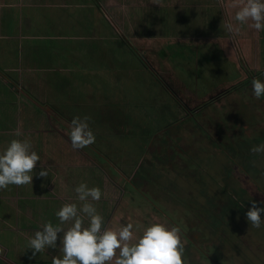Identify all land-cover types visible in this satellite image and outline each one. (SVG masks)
Returning a JSON list of instances; mask_svg holds the SVG:
<instances>
[{"label": "rangeland", "instance_id": "374dc122", "mask_svg": "<svg viewBox=\"0 0 264 264\" xmlns=\"http://www.w3.org/2000/svg\"><path fill=\"white\" fill-rule=\"evenodd\" d=\"M197 1L67 0L57 9L56 0H0V41L15 38L17 58L6 63L9 78L0 74V109L18 114L0 122V154L28 140L64 163L74 117H90L96 137L71 147L66 187L54 178L59 168L44 178L36 165L32 184L3 189L6 234L48 222L70 228L56 213L65 203L82 207L74 189L85 183L100 188L92 203L113 230L179 226L188 264H264V223L253 228L246 218L252 201H264V153L251 152L264 144V96L252 90L254 78L264 81V31L251 21L232 27L216 0H201L200 11ZM61 13L72 21L57 22ZM242 38L247 57L235 42ZM228 41L233 57L220 48ZM25 68L34 73L23 72V89L12 80ZM24 246L26 264L63 258L51 250L29 262Z\"/></svg>", "mask_w": 264, "mask_h": 264}, {"label": "clouds", "instance_id": "9594fccd", "mask_svg": "<svg viewBox=\"0 0 264 264\" xmlns=\"http://www.w3.org/2000/svg\"><path fill=\"white\" fill-rule=\"evenodd\" d=\"M235 20L241 24L251 21L250 27L257 32L264 31V0L242 2L235 13ZM252 90L254 97L260 99L264 96V81L254 78ZM89 120L88 116L72 119L70 140L74 150L95 143L96 137L89 127ZM251 152L264 153V144L253 146ZM39 160L40 156L32 150L30 141L13 139L3 154H0V189L9 185L32 184L33 170ZM38 175L46 178L47 169L42 166ZM74 191L82 202V207L78 208L76 203H65L56 213L61 224L72 221L71 227L65 231L60 226H53L51 222L46 223L43 229L37 231L34 238L29 240L33 256L46 248H54L59 239L63 245V258L53 257L52 264H107L113 260L115 264H188L184 258L187 241L183 238L179 226L169 227L163 223H154L143 228L140 224L134 226L128 223L118 230H113L106 226L103 216L97 213L92 203L100 201V188H89L87 184L81 183ZM261 204H264V201H252L251 208L246 212L247 221L253 228H260L264 223V219H261L264 207L260 206ZM85 217L88 218L87 227L84 226ZM141 228L142 235L137 236L136 233L140 232ZM3 252L4 249L0 248V254Z\"/></svg>", "mask_w": 264, "mask_h": 264}, {"label": "crops", "instance_id": "0c3cea01", "mask_svg": "<svg viewBox=\"0 0 264 264\" xmlns=\"http://www.w3.org/2000/svg\"><path fill=\"white\" fill-rule=\"evenodd\" d=\"M66 1L67 0H56V4L53 7L57 8V9H66L68 6H70V4H72L71 1H70V4H68ZM216 2L219 3V6H217L216 3H214L213 6H215V7H213V8L216 11H218V12L220 10L221 11L224 10L229 25L232 26V27L237 26L236 25V20H235V13L239 10V7L242 5V2H246V0H216ZM200 3H201V0H199V1H197V2H195L193 4V5L198 6V11H200V9H201L200 8L201 7ZM1 9L2 8L0 7V14L2 13ZM64 15L65 14L61 13L58 16L57 22H62V21H66V20L72 21V18H69L67 15H65V16ZM63 16H64V18H62ZM2 20H3V14L0 15V24L2 23ZM79 23L82 24L83 22L80 21V20H77L76 24L80 25ZM236 35H238V34H236ZM0 37H3V36H0ZM4 39H5L4 41H0V74L2 73L4 75H6V77L9 78L8 74L9 73H14L15 71H14L13 68L10 69L9 66H6L7 65L6 63H7V61L9 59H12V58L13 59H17L15 55H11L10 54L11 51H13V50H14V53H16L15 52L16 49L12 48V46L15 44V42H14L15 38L4 36ZM217 40L218 39H215V40H213V42L216 43V42H218ZM235 42H236L237 45L241 44L243 53L247 57V54L249 53L248 50L250 48L249 45L245 44V41H244L243 38L242 39H235ZM18 45H20V44H18ZM233 45H234V42L232 43V41H228V42L225 43V45H220V48L222 47V49H223V48L226 47V49H227L226 51L228 53H230L231 57H233L232 55H235V53H234L235 49H234ZM14 53H12V54H14ZM19 53L20 52H18V54ZM2 60H4V62H2ZM24 71H26V73H28V74H33L34 73V70L30 69V68L21 69V71H18L19 74H20V77H21L20 80L19 81L12 80V82L15 85H18V87H21V88H23L22 87L23 86L22 83L25 82V78L23 76L24 75V73H23ZM29 80L32 82V79H29ZM32 84H34V83L32 82ZM7 88H10V87H7ZM7 88L5 89V91L7 90ZM30 102H35V100H31ZM3 103L4 102H0V105L3 104ZM34 104H36V103H34ZM1 109H5V108H1ZM1 109H0V122L6 123V124L7 123H13L12 120H15L17 118V116H18L17 111H15V110L14 111H9V110H6V109H5V111H1ZM15 113H16V117H14ZM13 118H15V119H13ZM56 136H59V138H61V139L64 138V137H65V140L67 139V133H65L62 136L57 134ZM65 142H66V145H67L68 144L67 141H65ZM38 147H41V146L38 145ZM71 147H72L71 145H67V148H64L65 149V156L67 157L64 160V163H62V162L61 163L60 162L57 163L56 160H55V156L52 153H49V155H47L44 152L43 149H42V151L36 150V153L40 156V160L38 161V164H37L40 169H42V166H43L44 169L52 168V166H53V168H59L60 174L59 175H55L54 178L55 179L57 178L59 180L60 188L66 187V185H69L68 182L70 180L67 178V173H69V169L68 168L72 167V164L70 165V163L68 164L67 162L69 161L68 153H70ZM36 149H37V147H36ZM53 160H54V162L52 164L51 161H53ZM2 191H3V189H0V202H4V201L6 202L7 200H10V198L8 196L2 195L3 193H5V192H2ZM11 198L13 199V197H11ZM15 199H18V197H16ZM25 215H26V213H25ZM26 217L28 219H30V220L33 219V217L30 218L28 215H26ZM0 222L2 224L5 223L4 216H3L2 213H0ZM43 226L44 225H40L39 227L41 229H38V230L37 229H32L31 227H22V228L15 227V228H12V229L8 230L9 232H12L11 234H8V233L6 234L5 230L0 228V248L4 249V252L2 254H0V261H2L3 263H7V264H22V263L26 264V259H25L24 255H22V249L25 247L24 246V242H26V244H29V240L34 238V234L37 231H41L43 229ZM64 230L66 231L67 228L64 229ZM61 237H62V235H61ZM51 250H52L53 253H56V254L59 255L58 251L59 250L63 251L62 243L58 240L57 241V245L54 248H46L44 251L45 252H49ZM30 251H32V250H30ZM11 253H13V257L12 258H10ZM44 254L49 256V253H44ZM29 256H30L29 262H31V259L34 258V256L31 255V253L29 254ZM28 264H37V262L28 263ZM50 264H51V262H50Z\"/></svg>", "mask_w": 264, "mask_h": 264}]
</instances>
